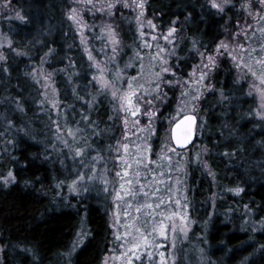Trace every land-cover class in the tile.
Instances as JSON below:
<instances>
[{
  "label": "trees",
  "instance_id": "1",
  "mask_svg": "<svg viewBox=\"0 0 264 264\" xmlns=\"http://www.w3.org/2000/svg\"><path fill=\"white\" fill-rule=\"evenodd\" d=\"M9 1L13 12L0 16V264H102L115 239L114 193L103 189L94 168H114L120 154L119 104L96 81L70 18L71 0ZM146 3V14L163 32L176 29L173 65L182 77L201 51L211 52L246 16L240 0L223 11L208 0ZM121 10L115 18L124 61L137 46V26L134 11ZM93 28L89 50L99 53L106 38L101 27ZM126 74L119 79L123 86ZM177 100L160 111L153 157ZM257 108L248 82L239 80L229 58L221 59L199 108L190 157L185 164L176 148L166 161L172 169L166 188L178 192L175 203L167 201L187 206L193 221L191 235L176 244L175 264H264V118ZM61 129L76 133L68 146L59 140Z\"/></svg>",
  "mask_w": 264,
  "mask_h": 264
},
{
  "label": "rangeland",
  "instance_id": "2",
  "mask_svg": "<svg viewBox=\"0 0 264 264\" xmlns=\"http://www.w3.org/2000/svg\"><path fill=\"white\" fill-rule=\"evenodd\" d=\"M208 1L217 11H223L235 0H216L221 8L215 7L212 0ZM240 1L246 10L244 22L237 29L227 31L211 52L201 51L199 61L187 76L182 77L173 65L180 43L176 29L163 32L146 14V0H71L70 18L95 65L96 81L101 91L109 92L119 104L125 127L124 138L118 147L120 154L113 158L114 168L113 165L94 168L103 189L107 191L113 187L114 193L109 215L115 239L102 264H175L177 261L176 244L185 242L191 235L193 221L187 206L169 203L178 195V192L171 195L172 190L166 188L172 171L166 161L174 158L176 149L170 129L172 122L184 113L200 115L202 99L213 88L214 72L221 59L229 58L239 80L248 82L249 93L258 99L256 115L264 118V80L261 79L264 76V5L259 0ZM12 8L9 0H0V16L6 12L11 14ZM123 8L134 11L137 46L133 55L121 61L123 38L115 14ZM94 26L101 27L106 38L101 41L104 43L98 49L99 53L89 50L90 32ZM222 42L226 47L221 46ZM3 56L0 43V60ZM133 68L135 74L130 73ZM124 72H127L125 86L119 82ZM42 79L46 84L48 74ZM114 80L119 82L118 87ZM175 96L178 99L176 105L173 103L175 117L166 120L169 126L161 150L157 151V157H153L154 147L150 141L160 121V111ZM128 99L132 100L131 104ZM71 132L67 129L60 136L62 146H68V138L76 137V133ZM206 149L201 147L200 153L205 154ZM182 151L186 164L192 150L188 147ZM194 157L197 159L198 155ZM180 182L178 178L176 185ZM72 189L80 190V183L74 182ZM162 227L165 235H160ZM161 253H164L163 257Z\"/></svg>",
  "mask_w": 264,
  "mask_h": 264
},
{
  "label": "water",
  "instance_id": "3",
  "mask_svg": "<svg viewBox=\"0 0 264 264\" xmlns=\"http://www.w3.org/2000/svg\"><path fill=\"white\" fill-rule=\"evenodd\" d=\"M194 116L195 120H188L186 117ZM198 115L195 112H188L182 114L176 120L172 122L170 135L172 137L173 145L179 149L183 150L194 143L196 138V131L198 126ZM185 137H188L187 142L185 143ZM179 139V143L177 140Z\"/></svg>",
  "mask_w": 264,
  "mask_h": 264
},
{
  "label": "snow or ice",
  "instance_id": "4",
  "mask_svg": "<svg viewBox=\"0 0 264 264\" xmlns=\"http://www.w3.org/2000/svg\"><path fill=\"white\" fill-rule=\"evenodd\" d=\"M212 2H213L215 7H217V8H221L222 7V5H220L219 3H216V0H212ZM259 3L261 5H264V0H259ZM109 7H111V5H109ZM142 7H143V4L141 3V9H142ZM73 18H75V10H73ZM169 31L173 32V31H175V29H170ZM221 46L226 47V45H224L223 42H222ZM209 60L210 61L212 60L211 56H209ZM167 70L168 69H164V71H167ZM261 79L264 80V76H261ZM156 88L159 89V84L156 85ZM262 91H264V90H262ZM113 95H115V92H113ZM125 98L127 99V97H125ZM128 103L131 104L132 100L128 99ZM186 119L194 121L195 117L194 116H189V117H186ZM187 139H188V137H185V140H184L185 143L187 142ZM177 142L178 143L180 142L179 139L177 140ZM9 176H12V178L15 179V177L13 176V174L11 172L9 173ZM165 234L166 233L164 232L163 227H162L161 230H160V235H165ZM133 247H138V245H133ZM160 255H161V257H163L164 253H161Z\"/></svg>",
  "mask_w": 264,
  "mask_h": 264
}]
</instances>
